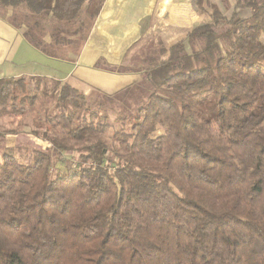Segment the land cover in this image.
Here are the masks:
<instances>
[{"label": "trees", "instance_id": "1", "mask_svg": "<svg viewBox=\"0 0 264 264\" xmlns=\"http://www.w3.org/2000/svg\"><path fill=\"white\" fill-rule=\"evenodd\" d=\"M104 1L0 0V16L68 60ZM196 5L205 21L147 70L129 118L49 77L0 78L4 134L32 149L0 150V264H264V0Z\"/></svg>", "mask_w": 264, "mask_h": 264}, {"label": "crops", "instance_id": "2", "mask_svg": "<svg viewBox=\"0 0 264 264\" xmlns=\"http://www.w3.org/2000/svg\"><path fill=\"white\" fill-rule=\"evenodd\" d=\"M196 1L105 0L79 55L68 60L31 47L8 12L0 16V78L49 77L82 92L102 116L129 118L152 92L147 70L167 61L171 47L205 21ZM209 1L224 16L233 13L234 0Z\"/></svg>", "mask_w": 264, "mask_h": 264}, {"label": "rangeland", "instance_id": "3", "mask_svg": "<svg viewBox=\"0 0 264 264\" xmlns=\"http://www.w3.org/2000/svg\"><path fill=\"white\" fill-rule=\"evenodd\" d=\"M228 9L226 8L225 9V12H228L227 11ZM231 10L230 6H229V11ZM246 13V12H245ZM241 14V17H245L247 16V14ZM33 50V49H32ZM33 52H35V50H33ZM37 53V52H35ZM13 125V126H12ZM11 125V122L10 120L8 119V117H4V118H0V150H4L6 148H4L5 146L7 147V151L8 153H13L14 156L21 162H28L30 159V152L32 151L31 148H28L26 147L25 145H27V141L28 140H25L20 143L19 145H14L12 143H15L16 142V137L14 135H5V129H10L12 127H14L15 125L12 124ZM27 130V129H26ZM4 131V132H3ZM23 140V139H22ZM4 147H3V145ZM39 144H41L39 142ZM29 159V160H28ZM56 168H57V165L56 167L53 169L52 173L54 174L55 171H56Z\"/></svg>", "mask_w": 264, "mask_h": 264}]
</instances>
